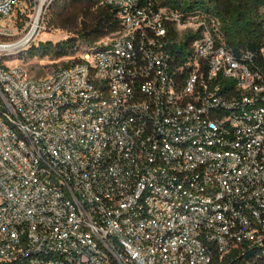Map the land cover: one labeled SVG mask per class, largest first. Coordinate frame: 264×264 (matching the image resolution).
I'll use <instances>...</instances> for the list:
<instances>
[{
	"label": "built area",
	"instance_id": "obj_1",
	"mask_svg": "<svg viewBox=\"0 0 264 264\" xmlns=\"http://www.w3.org/2000/svg\"><path fill=\"white\" fill-rule=\"evenodd\" d=\"M54 1L0 0V21L26 5L35 44ZM100 2L122 29L69 68L36 77L0 51V264H264L255 56L201 12Z\"/></svg>",
	"mask_w": 264,
	"mask_h": 264
},
{
	"label": "trees",
	"instance_id": "obj_2",
	"mask_svg": "<svg viewBox=\"0 0 264 264\" xmlns=\"http://www.w3.org/2000/svg\"><path fill=\"white\" fill-rule=\"evenodd\" d=\"M157 2L160 7H170L185 16L201 12L217 19L227 46L236 55L253 54L256 65L264 74V0H157ZM13 15L15 25L21 28L31 20V16L22 15L19 10H15ZM45 15L50 18V28L63 30L72 35L56 43L40 41L32 44L25 57L49 59L54 62L69 60L68 63H62L59 68H69L76 64L78 54L84 48L95 47L103 39L117 34L122 29L116 11L101 5L100 0H55L47 8ZM171 31L175 34L173 28ZM195 39L196 36L187 35L184 42L172 48L173 52L179 56L185 54L184 51ZM232 86L231 82L222 85L223 89L225 87L231 89ZM237 256L236 252L224 259L216 256L214 264H239Z\"/></svg>",
	"mask_w": 264,
	"mask_h": 264
},
{
	"label": "rangeland",
	"instance_id": "obj_3",
	"mask_svg": "<svg viewBox=\"0 0 264 264\" xmlns=\"http://www.w3.org/2000/svg\"><path fill=\"white\" fill-rule=\"evenodd\" d=\"M18 10H23L26 13H28L26 5L24 4L21 5L18 8ZM13 16H11L9 19L0 21V24L2 23L8 29L12 30L15 33V35L9 38L0 37V44H15L16 42L24 38L28 32L27 29L32 19L27 22L25 27L21 28L15 25L16 21ZM15 17H16V14H15ZM49 21H50V18L46 17L45 15L41 21V24H43V26L46 27V30H43L42 33H40V36L37 39L36 44L39 43L40 41H53L55 43L60 42V41L66 40L68 37L72 35L63 30H55L53 28H50ZM30 46L31 45H27L26 47L19 49L21 52H18V50L15 51L11 56L5 58L4 60H6L8 65L10 66H13V65L25 66L30 71V73L36 77L46 76L47 74L61 67L62 63L69 62V60H65L62 62H54L49 59L40 60V59L27 58L25 57V54H26V51L30 48Z\"/></svg>",
	"mask_w": 264,
	"mask_h": 264
},
{
	"label": "bare ground",
	"instance_id": "obj_4",
	"mask_svg": "<svg viewBox=\"0 0 264 264\" xmlns=\"http://www.w3.org/2000/svg\"><path fill=\"white\" fill-rule=\"evenodd\" d=\"M45 0H42V3H44ZM39 17L36 18V21L33 23L31 30L28 31L26 36L22 38L20 41L16 42L15 44H7L6 46H0V51L3 52H14L18 49L26 47L31 39H33L34 36H36V32L39 28ZM30 32V33H29Z\"/></svg>",
	"mask_w": 264,
	"mask_h": 264
}]
</instances>
